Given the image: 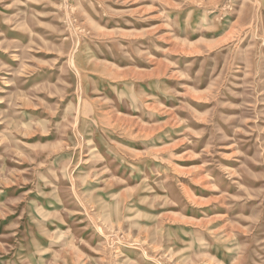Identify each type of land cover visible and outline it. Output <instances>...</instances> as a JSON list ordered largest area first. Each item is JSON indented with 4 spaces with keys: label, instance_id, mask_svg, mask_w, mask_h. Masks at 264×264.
Listing matches in <instances>:
<instances>
[{
    "label": "rangeland",
    "instance_id": "374dc122",
    "mask_svg": "<svg viewBox=\"0 0 264 264\" xmlns=\"http://www.w3.org/2000/svg\"><path fill=\"white\" fill-rule=\"evenodd\" d=\"M0 264H264V0H0Z\"/></svg>",
    "mask_w": 264,
    "mask_h": 264
}]
</instances>
